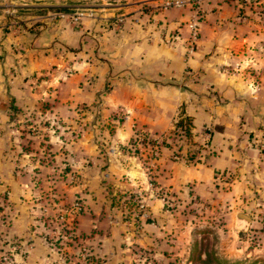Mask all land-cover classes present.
Here are the masks:
<instances>
[{"label":"crops","instance_id":"crops-1","mask_svg":"<svg viewBox=\"0 0 264 264\" xmlns=\"http://www.w3.org/2000/svg\"><path fill=\"white\" fill-rule=\"evenodd\" d=\"M100 1L0 0V195L6 192L14 210L9 226L0 228L11 253L2 264H67L40 232L41 221L54 223L53 213L45 216L41 207L43 202L51 206L50 200L36 204L30 200L36 192L28 186L32 171L13 173L15 165L30 170L52 166L32 159L34 151L10 143L20 140L15 134L19 132L8 125L10 101L19 108L49 103L42 114L68 122L76 119L78 105L95 104L99 109L87 115L91 130L76 141L62 144L59 138L49 139L53 158L66 156L69 167L83 177V185L65 188L59 197V204H67L81 196L87 205L73 221L78 241L63 249L72 262L81 245L104 258L105 264H136L132 243L157 248L159 230L146 226L141 237L133 239L132 228L104 199L100 184L106 175L114 186L144 184L139 161L120 149L133 128L167 133L178 113L192 120L193 141L199 142L210 130L209 151L196 164L173 163L161 184L178 193L192 186L204 200L215 195L227 200L233 194L238 200L246 196L250 201L264 200V37L236 22L237 7L227 2L219 7L221 26L215 13L207 16L200 26V51L184 63L187 37L177 36L173 46L164 42L174 40L169 34L178 29L186 10L181 14L156 10L148 14L151 24L141 15L163 0ZM62 10L73 16L81 13L68 20ZM246 58L257 74L262 73L259 78L244 77L230 67L236 62L240 72ZM119 114L122 121L115 120ZM103 158L105 173L99 169ZM85 160L90 164L84 165ZM160 205L152 201L150 211L161 229L173 228L170 264L184 225L179 219L170 222Z\"/></svg>","mask_w":264,"mask_h":264},{"label":"rangeland","instance_id":"rangeland-1","mask_svg":"<svg viewBox=\"0 0 264 264\" xmlns=\"http://www.w3.org/2000/svg\"><path fill=\"white\" fill-rule=\"evenodd\" d=\"M126 1L134 0H101L100 2L104 4L105 2L122 4ZM227 2L233 3L237 7L236 22L253 27L254 32H258L264 37V0H163L157 7L146 6L148 10L143 11L144 14L141 16H148L149 20L147 22L152 24L154 21L149 18L148 14L154 13L156 10L159 13L179 11L177 14H181L183 10H186V13L188 12L186 17L182 14L184 18L179 22L178 29L169 34L174 40L166 39L164 42L165 45L173 46L177 36H186L183 62L187 63L201 48V43L197 42L195 53L193 55L188 53L189 42L192 40L193 34L197 36L199 41L202 22L207 21V16L209 17L214 13L217 25L221 26L220 22H218L220 19L219 13L221 12L219 7ZM60 13L64 14L63 16H66L65 18L68 20H74L81 12H76V16H73V12L65 10L60 11ZM249 60V58L243 59V62H241L243 67L240 72L238 71L240 70V64L232 62L231 66L229 64L226 65L236 69L244 77L254 76L259 78L262 73L257 74L250 66L251 64L247 63ZM254 85L256 84L254 83ZM49 105V103L42 102L19 108L14 106L12 101L8 104L10 119L8 125H12L9 128L17 130L19 133L15 134L20 136V140L16 142L14 139L10 143L13 142L14 145L20 144L23 150L30 149L34 151L35 154L32 159L52 166L51 169L37 168L36 170H30L25 165H15L13 173L19 172L20 175H27L31 171L33 172L30 173V183L27 184L29 188H32V193L36 192L30 195L29 191L27 200H29V195L31 196L30 200L35 204L42 203L47 199L50 200L46 202H48L47 205L51 206L46 207L43 202L41 206L43 209H41L45 216L53 213L54 217L51 219L54 223L48 222L51 225L50 228L47 222L41 221L39 224L40 232L45 234L47 241L51 245L54 243L58 244L55 249L59 250L62 260L68 264L71 260L63 249L78 241L79 237L73 229V221L75 216L83 214L87 210V205L81 196H77L67 204H59V197L61 196L60 192H64L65 188L83 185L84 183L81 171L72 170L69 167V159L66 156L63 157L65 160H61V157L59 160L53 158L52 151L49 149L51 147L49 139L55 140L59 138L62 144L76 141L80 134H85L88 130H91V127L88 126L89 121L87 122L85 119L87 115L95 114L99 109L95 104L78 105L75 109L76 119L68 122L45 117L42 112L46 109L48 110ZM120 116L122 115H116L115 120L122 121ZM179 121H182L183 125L180 128H176V124ZM192 127V120L182 113H178L172 129L165 134H150L146 130L132 127V136L120 149V152L127 156H133L139 161L146 178L144 184L130 187L114 186L108 183V175L105 176L106 180H103V183L101 182L100 185L105 193L104 199L112 206L113 211L125 221V225L132 228L135 235H133V239H136L137 236L140 238V234L146 226L159 230L157 237L155 236L158 243L157 248L156 246L142 243V238L141 243H138L137 246L135 243H132L131 246L128 244L126 246H130L132 255H136V264H169L167 258H169L168 255L171 253L170 250H172L174 242L173 228L161 229L153 217L150 211V204L152 201L158 200L162 207L163 216L168 217V220L173 223L174 220L179 219L181 224L183 223L185 226L179 228L178 232H181L177 242L179 247H176L177 249L175 250L177 252L171 259L172 263L170 264H263L264 200L257 197L256 199L258 200L253 199V201H250L247 196L244 199L238 197V200L234 197V194L227 200H219L217 195L204 200L198 196L192 186H184L183 192L178 193L170 187L161 184L160 180L167 178L173 163L182 161L190 165L196 164L190 159L191 143L195 142L192 139ZM204 132L209 134V138L206 141L207 147H204ZM204 132L199 141L202 144V149L195 156L197 160L198 158L199 160L203 158V155L209 151L210 130H205ZM139 133L140 135H146L148 138L144 140L140 136L136 137ZM175 135L179 140L178 144L174 141ZM132 140H134L133 144L135 145L134 154L129 153ZM102 144L106 146L105 142H102ZM35 147L43 150L39 152V150H35ZM99 148L101 149L102 147ZM111 152L109 150V153ZM163 161L165 162L164 165H162ZM106 162L103 158L99 163V169L103 173H105ZM83 164H90V162L85 160ZM29 188L27 191L30 190ZM180 193L183 195H180ZM126 200L136 206L130 218L124 215L125 209H127L126 206L130 205L126 203ZM75 202L80 203L82 209L77 213H71ZM13 213L14 210L7 201L6 192H4L0 195V228L9 226ZM238 213L247 215L251 222L245 223L237 220L236 214ZM59 214H70V216L61 222L58 217ZM53 226L55 229H53ZM54 230H58L61 235L68 236L70 234L71 238L64 240L52 238L51 240L49 239V236H51L50 231L53 232ZM148 233L150 234V231ZM3 234L4 232L0 231V259L4 256L9 258L11 254L8 249H5L9 243H5ZM187 243L188 245H186ZM186 246L188 248L187 251L185 250ZM79 248L75 260L69 264H105L104 258L97 257L86 246L81 245Z\"/></svg>","mask_w":264,"mask_h":264},{"label":"built area","instance_id":"built-area-1","mask_svg":"<svg viewBox=\"0 0 264 264\" xmlns=\"http://www.w3.org/2000/svg\"><path fill=\"white\" fill-rule=\"evenodd\" d=\"M192 29L194 30L193 27H192ZM191 39L192 40L189 42L190 48H189V52L188 53L193 55L195 53V49H196L195 47L197 45L198 40H197V36L195 34H193ZM203 137H204V147H207V142L206 141L209 138V134L204 132ZM81 209H82V205L80 203L75 202L73 204V206H72L71 213L72 212H76L77 213V212L81 211ZM65 213H67V212H65ZM68 216H70V214H59L58 217H59V220L61 222H63L65 219H67L66 217H68ZM52 238L64 240V239L71 238V235L70 234L68 236L67 235H61L58 230H54L53 232H51V236H49V239L52 240ZM6 262H8V257L7 256H4V257H2L0 259V263H6Z\"/></svg>","mask_w":264,"mask_h":264},{"label":"trees","instance_id":"trees-1","mask_svg":"<svg viewBox=\"0 0 264 264\" xmlns=\"http://www.w3.org/2000/svg\"><path fill=\"white\" fill-rule=\"evenodd\" d=\"M182 125H183L182 121H179L176 124V128H180ZM139 136L142 137V139H144V140L148 138L146 135H143V134L140 135V133L136 137H139ZM174 141L176 142V144H178V142H179V140H178V138H177L176 135L174 137ZM133 143H134V140H132L130 142V150H129V153L130 154H134L135 153L134 152L135 151L134 150L135 145ZM201 149H202V144L200 142L195 141V142H192L191 143V147H190V159H192V161L194 163H198L200 161L199 158L197 160L195 158V156H196L197 152L200 151ZM126 201H127L126 203L127 204H130V205H127L126 206L127 209H125L124 215L130 218L133 215L136 206H134V204H131V202H129V200H126ZM50 246L51 247H54V248H57L58 247V244L57 243H54L53 245H50Z\"/></svg>","mask_w":264,"mask_h":264},{"label":"water","instance_id":"water-1","mask_svg":"<svg viewBox=\"0 0 264 264\" xmlns=\"http://www.w3.org/2000/svg\"><path fill=\"white\" fill-rule=\"evenodd\" d=\"M236 219L240 221H244L245 223L251 222V219L247 215L242 214V213L236 214Z\"/></svg>","mask_w":264,"mask_h":264}]
</instances>
